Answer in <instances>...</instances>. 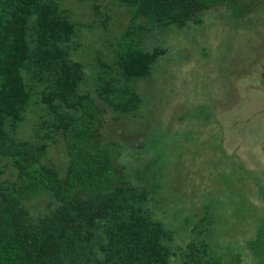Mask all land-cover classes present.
<instances>
[{
    "label": "trees",
    "instance_id": "1",
    "mask_svg": "<svg viewBox=\"0 0 264 264\" xmlns=\"http://www.w3.org/2000/svg\"><path fill=\"white\" fill-rule=\"evenodd\" d=\"M114 1L126 23L110 57L96 60L92 95L79 91L85 72L73 60L80 36L70 12L54 0H0V264H241L208 242L211 218L188 240L180 239L182 226L153 218L147 207L156 182H132L103 130L108 113L119 119L140 107L133 81L149 77L165 53L146 47L153 29L200 25L206 16L248 24L264 0ZM31 106L39 107L33 140L15 139ZM56 137L67 158L61 175L47 158ZM255 185L264 202V187ZM43 195V210H29ZM245 247L264 264V225Z\"/></svg>",
    "mask_w": 264,
    "mask_h": 264
},
{
    "label": "rangeland",
    "instance_id": "2",
    "mask_svg": "<svg viewBox=\"0 0 264 264\" xmlns=\"http://www.w3.org/2000/svg\"><path fill=\"white\" fill-rule=\"evenodd\" d=\"M70 12L80 41L74 55L84 65L80 92L93 95L99 56L110 57L126 15L114 0H54ZM96 7V8H95ZM108 16V22H104ZM145 45L165 50L150 76L133 81L141 97L135 114L108 113L103 135L114 141L132 182H156L147 209L181 240L204 217L208 242L226 259L255 264L245 247L264 225V12L248 24L206 16L200 25L153 29ZM38 106H31L15 139L33 140ZM22 138V139H21ZM47 158L60 175L67 163L62 138L49 143ZM62 171V172H60ZM11 174L7 169L5 177ZM47 195L28 203L42 211Z\"/></svg>",
    "mask_w": 264,
    "mask_h": 264
}]
</instances>
